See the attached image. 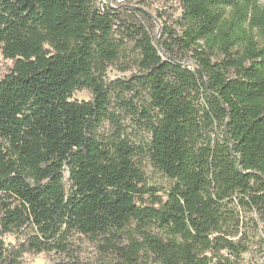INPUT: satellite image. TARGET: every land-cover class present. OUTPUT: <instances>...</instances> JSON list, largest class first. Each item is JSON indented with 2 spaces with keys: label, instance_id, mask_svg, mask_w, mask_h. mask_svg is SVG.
Here are the masks:
<instances>
[{
  "label": "trees",
  "instance_id": "1",
  "mask_svg": "<svg viewBox=\"0 0 264 264\" xmlns=\"http://www.w3.org/2000/svg\"><path fill=\"white\" fill-rule=\"evenodd\" d=\"M165 1L182 16L160 40L100 0H0V264L81 236L103 264H243L264 226V5Z\"/></svg>",
  "mask_w": 264,
  "mask_h": 264
},
{
  "label": "rangeland",
  "instance_id": "2",
  "mask_svg": "<svg viewBox=\"0 0 264 264\" xmlns=\"http://www.w3.org/2000/svg\"><path fill=\"white\" fill-rule=\"evenodd\" d=\"M101 4H112L120 6L122 10L128 11V16L134 15L135 19L146 22L157 38L161 37V27L165 24L167 18L168 23L176 27V20L182 16V9L176 2L167 3L165 0H100ZM264 5V0L261 1ZM136 11V13H130ZM167 12V14L162 13ZM162 15L165 17L162 18ZM131 18V17H130ZM180 32V30H179ZM160 40H163L162 37ZM166 49L162 48L161 53L165 56ZM13 64L12 60L5 59L0 47V79L9 71ZM119 65V64H118ZM118 65L110 68L108 77L115 79L117 77H127L132 72H122L118 69ZM193 67V64L191 65ZM92 94L88 90L77 91L74 99L79 101H87L91 99ZM116 109L119 107L116 104ZM123 112V111H122ZM123 126L127 129V133L133 141L139 145H144L149 134L139 120L138 115H124ZM111 125L105 124V131H109ZM145 170L150 179V183L162 188L159 192L161 195L163 190L170 185V180L156 171L153 166L147 161ZM250 236V235H249ZM24 237H16L14 234H7L4 237L5 243L10 247H18ZM250 250L243 254V264H261L264 259V226H260L259 232L250 236ZM106 257L101 252L98 244L87 236L77 237L73 244V252L71 255L52 253H35L26 252L20 258L19 264H103Z\"/></svg>",
  "mask_w": 264,
  "mask_h": 264
}]
</instances>
